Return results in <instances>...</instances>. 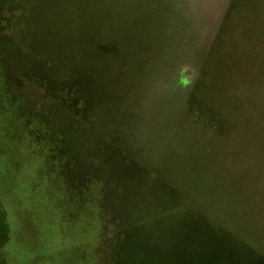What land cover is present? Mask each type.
<instances>
[{"label": "rangeland", "instance_id": "1", "mask_svg": "<svg viewBox=\"0 0 264 264\" xmlns=\"http://www.w3.org/2000/svg\"><path fill=\"white\" fill-rule=\"evenodd\" d=\"M0 264H264V0H0Z\"/></svg>", "mask_w": 264, "mask_h": 264}]
</instances>
